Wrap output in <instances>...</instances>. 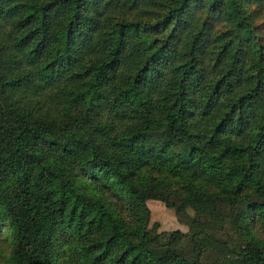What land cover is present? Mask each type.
Returning a JSON list of instances; mask_svg holds the SVG:
<instances>
[{
  "label": "trees",
  "instance_id": "obj_1",
  "mask_svg": "<svg viewBox=\"0 0 264 264\" xmlns=\"http://www.w3.org/2000/svg\"><path fill=\"white\" fill-rule=\"evenodd\" d=\"M262 3L0 0L3 264H264Z\"/></svg>",
  "mask_w": 264,
  "mask_h": 264
},
{
  "label": "rangeland",
  "instance_id": "obj_2",
  "mask_svg": "<svg viewBox=\"0 0 264 264\" xmlns=\"http://www.w3.org/2000/svg\"><path fill=\"white\" fill-rule=\"evenodd\" d=\"M262 7L263 14L257 19V22H262V20L264 19V0L262 3ZM256 17L257 16L255 15L254 18ZM212 26L214 29H217L218 32H222L226 28L223 27L222 23L217 19L212 20ZM259 34L262 36V39H264V32L260 31ZM259 34L255 32V36L257 38L259 37ZM238 170L239 165L237 164V167L234 168V171L238 172ZM125 183L130 188H140L138 182L135 180H128ZM217 200L218 197L214 194H202L200 198L194 202L191 209L188 208L189 210L187 212L189 213V216L194 214L193 212H196L198 214H205L210 231L215 235V238H217L216 241H225V243L229 245L241 241L239 240L238 235L229 227V218H222L216 213L217 211L215 212L213 203H215ZM145 204L149 210L148 226H152V228L156 232H187L188 226L185 223L179 221V217L174 213L171 207H167L164 201L147 199L145 201ZM255 230L257 232V228H255ZM256 234H258V232ZM9 240V234L2 231V233L0 234V264H3V262L8 258L7 252L9 250Z\"/></svg>",
  "mask_w": 264,
  "mask_h": 264
}]
</instances>
